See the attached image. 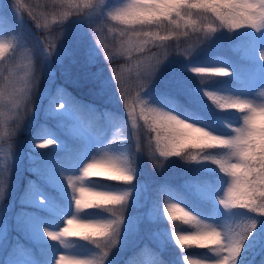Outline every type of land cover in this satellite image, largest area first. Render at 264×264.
<instances>
[{
    "label": "trees",
    "instance_id": "1",
    "mask_svg": "<svg viewBox=\"0 0 264 264\" xmlns=\"http://www.w3.org/2000/svg\"><path fill=\"white\" fill-rule=\"evenodd\" d=\"M23 2L28 7L21 9L19 14L30 29L40 35L42 45L50 49L52 45H56L48 65V74L50 71L51 73L44 97L47 115L31 130L30 143L27 147L31 148L30 146L49 130L60 136L63 147L57 153L45 154L38 162L31 160L33 166L28 171V178L20 180L15 194L18 193V196L24 198L29 193L41 189L47 195L54 194L57 200L70 206L71 190L68 189V195L63 197L46 179L53 172L65 169L71 162L78 161L88 151L89 140L82 133L78 135L68 131L66 123L70 121L73 124L88 125L98 134L110 123L107 128L110 127L109 136L112 144L126 149V153L132 158L134 168L140 165L138 177L147 182V196L156 211L154 229L161 236L163 243L160 248L152 244L139 243L116 264H185L184 257L202 261L204 264H214L218 257L208 249L196 247L181 249L176 245L173 231L184 234L195 229L179 220L166 219L164 208L166 204L171 203L181 205L200 220L209 223L214 221L217 227L225 223L254 221L255 228L244 242L236 264H264V216L245 209L226 212L221 208L215 196L224 188L227 177L209 162L186 163L173 156L167 158L161 167H155L148 154L150 147L155 148V142L151 139L154 134L148 133L146 129L138 130L136 134L137 143L141 148L138 159L130 140L131 130L126 116L130 108L134 115L139 117L141 99L145 98L150 104L174 112L181 118L198 123L217 134L231 135L227 125L239 123L237 119L239 114L218 110L204 96V91L259 99L256 93L264 88V83L257 88L253 80L258 76L262 62L258 55L264 53V29L257 31L242 28L232 32L221 29L205 40L187 59L175 53L188 42V38L181 37L166 42V47L163 48L149 45L144 53L136 55L132 60L114 58L110 62H105L102 47L107 44L111 50L114 43L106 28L99 26L95 34L91 35L88 20L72 18L63 25L61 35L62 24L58 18L57 23L50 24L47 29L37 27V24L43 25L45 19L49 21L53 19L52 13L55 9L49 0ZM121 2L122 0H107L105 8ZM6 3L9 6L6 4L7 6L0 11V38L14 37L11 20L3 14L11 6V0H6ZM192 39H195V35ZM98 40L100 43H97ZM167 52L172 54L155 71L157 62L162 60ZM36 56L37 62L40 54ZM192 67H222L227 69L229 74L204 77L206 81L201 83L200 78L189 71ZM153 71L155 73L145 88L144 81L148 78L145 72ZM116 74H119L121 83L113 79V75ZM178 81L189 86L185 92H181L184 86L181 83L179 89L176 88ZM121 87L124 88L129 101L127 109L119 103ZM111 95L119 97L120 100H114ZM56 104H62L63 108H56ZM142 125L143 121L138 120V127ZM117 128L122 129L123 139L115 135ZM3 171L5 170L1 167L0 172ZM89 181L99 187L105 186L113 190L122 185L107 180ZM34 204L20 203L18 230L11 233L4 254L0 253V264H10L11 260L22 257L26 258L27 264H53L54 257L61 250L67 254L81 252L89 259H94L98 255L99 249L96 246L79 239L69 238L62 245L52 240L38 242L30 238L24 222L25 219L29 224L26 211L57 217L60 221L64 217L63 213H56L52 208ZM5 236L6 232L3 230L0 233V245Z\"/></svg>",
    "mask_w": 264,
    "mask_h": 264
},
{
    "label": "clouds",
    "instance_id": "2",
    "mask_svg": "<svg viewBox=\"0 0 264 264\" xmlns=\"http://www.w3.org/2000/svg\"><path fill=\"white\" fill-rule=\"evenodd\" d=\"M55 11L51 21L45 19L43 25L49 28L57 23L63 25L72 18L89 21L91 35L96 28L103 26L114 41L111 50L104 44L102 57L105 62L114 58L132 60L144 53L149 45L166 47V42L181 37L188 38L186 46L175 53L186 59L207 39L224 29L228 32L242 28L259 31L264 29V0H122L116 6L105 8L107 0H49ZM11 7L18 13L28 7L23 0H11ZM195 35V39L192 37ZM98 43V42H97ZM56 45L42 48L41 66H37L36 50L17 37L0 38V75L7 68V76L0 83V157L7 159L13 148V139L18 134L25 119L33 111L34 100L39 89L43 61L50 59ZM54 50V51H53ZM165 53L158 66L170 55ZM222 68V67H219ZM217 67H192L189 69L201 83L204 77L226 76L228 70ZM155 71L144 81L146 88ZM113 79L117 80L116 75ZM259 99L221 95L204 91V96L218 110L239 114V124H228L231 135L217 134L207 127L189 122L174 112L150 104L141 99L139 117L133 112L131 127L133 135L146 129L154 134L151 139L155 148L148 152L152 163L159 168L169 157H178L186 163L209 162L216 166L227 183L222 193L216 197L226 212L245 209L264 216V88L257 91ZM120 99L121 92H120ZM56 108H63L56 104ZM138 120L143 125L138 129ZM115 135L124 138L122 129ZM52 140L41 141L38 147H48ZM140 151V145H135ZM157 157L159 159H157ZM95 166L92 175H86L90 166ZM0 167H4L0 163ZM7 171L0 173V200L7 188ZM132 158L126 153L102 151L84 163L79 175L67 177L72 192V202L76 213L88 209H100L109 214L108 219H80L73 215L64 221V226L56 232H46L50 240L62 245L69 238L93 243L99 250L94 259H78L61 255L56 264H103L108 252L117 244L119 230L123 221L124 206L128 191H108L85 184L91 179L107 180L118 184H131L134 180ZM174 206L176 220L191 225L195 230L184 234L175 232L174 241L179 248H206L218 259L214 264H236L244 242L255 228L254 221L225 223L220 227L200 220L179 204ZM166 219L169 213L164 209ZM75 226L69 229V222ZM67 230V231H66ZM69 231L72 234H69ZM184 238L180 243L179 239ZM187 264L188 257H184ZM199 264L204 262L199 261Z\"/></svg>",
    "mask_w": 264,
    "mask_h": 264
},
{
    "label": "rangeland",
    "instance_id": "3",
    "mask_svg": "<svg viewBox=\"0 0 264 264\" xmlns=\"http://www.w3.org/2000/svg\"><path fill=\"white\" fill-rule=\"evenodd\" d=\"M6 0H0V11L4 6H7ZM9 6V4H8ZM9 20H11L13 36L17 37L20 41L26 43L29 46H32L35 50V56L40 54L41 50L45 45H42V38L39 34L35 33L30 29L29 25L26 24L24 18L18 13H16L13 7H8L5 12H3ZM54 52L52 53L53 56ZM259 59L262 61L259 66L258 76L254 78V84L257 88L264 83V58H261V53L258 55ZM37 57V56H36ZM50 59L43 61V67L41 69V80L39 84V89L37 91L33 111L30 116H28L23 122L18 134L13 139V148L10 153L9 158L4 159L0 157V163H3L4 170L7 171V188L5 192V197L3 200H0V233L4 230L6 236L3 239L4 241L0 245V253L4 254L5 248L10 241V235L13 231H17L18 216L20 215V203H35L34 205L39 207L52 208L56 213H63V220L60 221L57 217H49L43 214H38L35 211H26L27 220L29 224L24 219V222L28 228V233L30 238L34 241L50 240L46 235V232H56L64 226L65 219L77 215L80 219H108L109 214L103 212L100 209H88L79 215L75 212L73 207V202L71 199V205L68 206L63 202L57 200L54 194H46L41 189L33 193H29L24 198L15 194V190L18 187V184L21 179L28 178V171L33 165H31V160H37L42 158L45 154L49 152L57 153L58 150L63 147V140L60 136L52 133L51 130L47 134H44L37 142H34L29 148V137L31 130L39 124L42 119L47 115L45 108L44 97L48 90V74ZM37 66H41V59L37 61ZM255 66V65H254ZM7 68L2 70V75H0V83L3 82V76H7ZM176 88L179 89V83L183 84L181 92H185L186 87L184 83L178 81L176 82ZM189 89V88H188ZM113 94V93H112ZM110 97H114L111 95ZM108 97V98H110ZM241 97V96H239ZM119 97H114V100H120ZM243 98V97H242ZM128 101V100H127ZM123 105V108L127 109L128 106H125V100L121 99L119 101ZM129 104V101H128ZM132 112V109L127 110V114ZM127 116L128 126L130 127V140L132 141V146L134 148L136 157L139 158V151H136L135 145L137 144V137L133 135V129L131 127L132 117ZM239 120V118H237ZM187 120V119H186ZM190 122V121H189ZM73 122L66 123V129L68 131H73L75 134L80 135L81 133L89 140L88 151L79 158L78 161L71 162V164L65 169H60L59 171L53 172L49 177H46L49 184H52L54 189L58 194L63 197L68 195V182L67 177L79 175L80 169L89 161L92 157L98 156L102 151H107L110 153H121L126 152V149L123 147H118L111 142L109 136L110 123L102 130L100 134L96 131H93L94 128L89 127L88 125L73 124ZM198 124V123H197ZM237 123L236 125H238ZM77 125V126H76ZM200 125V124H198ZM202 126V125H200ZM139 129V127H138ZM30 131V132H29ZM50 139L53 141L48 147H38L37 145L45 140ZM139 164V160L137 161ZM36 165V164H34ZM35 167V166H34ZM140 165L135 166L134 168V180L131 184H122L120 187L113 190L109 187H99L92 184L89 180L85 181L90 187H95L101 190L108 191H128L129 195L127 198L126 205L124 206L123 221L119 230L118 242L117 244L108 252L107 257L104 259L103 264H116L119 259L124 257L131 248L143 244H152L160 248L162 246V238L158 232L154 229V220H155V207L152 205L149 196H147V182L138 177ZM1 168V167H0ZM4 172V171H3ZM0 172V173H3ZM9 172V173H8ZM225 186V185H224ZM224 189V188H223ZM222 189V191H223ZM222 191L215 196H219ZM72 194V192H71ZM73 195V194H72ZM21 201V202H20ZM25 211V210H24ZM83 215V216H82ZM214 224V221L212 222ZM51 241V240H50ZM53 241V240H52ZM84 241V240H83ZM58 244H61L59 241H56ZM88 242V241H84ZM91 242H89L90 244ZM93 244V243H91ZM94 245V244H93ZM95 246V245H94ZM100 252V250H99ZM98 252V255H99ZM72 256L78 259H89L87 255H84L81 252L69 253L67 254L64 250H61L54 257L53 264H56V261L59 256ZM28 261L26 258H16L11 260L10 264H27Z\"/></svg>",
    "mask_w": 264,
    "mask_h": 264
},
{
    "label": "snow or ice",
    "instance_id": "4",
    "mask_svg": "<svg viewBox=\"0 0 264 264\" xmlns=\"http://www.w3.org/2000/svg\"><path fill=\"white\" fill-rule=\"evenodd\" d=\"M97 42L100 43L99 40H98ZM261 58H264V53H261ZM198 69H199V67H198ZM217 71L220 72V73L222 74L223 69L217 67ZM148 74H150V72H145V75H148ZM116 78H117V82H118V83H121V79H120L119 74H116ZM142 86H143V84L141 85V87H142ZM121 98L125 100V106L127 107V106H128V101H127V97H126V95H125V90H124L123 87H121ZM49 140H50V139H49ZM94 168H95L94 165H93V166H90V168H89L88 170H86V175H92V174H94V173H93V169H94ZM164 209H166V210L168 211V213H169V220H171V221H175L176 216H177L176 213H179V212H175V213H174V211H173L174 206H173L172 204H166V206H165ZM73 227H75V226H74V225L71 223V221H70V222H69V229H71V228H73ZM66 231H67V230H66ZM69 234H72V233L69 231ZM172 235L175 236V232H174V231H173ZM179 242H180V243H183V242H184V238H180V239H179ZM187 264H199V260H195V261H193V260H189V259H188Z\"/></svg>",
    "mask_w": 264,
    "mask_h": 264
}]
</instances>
